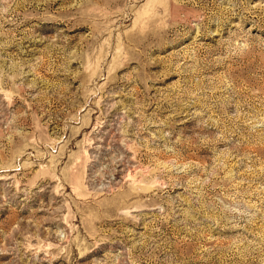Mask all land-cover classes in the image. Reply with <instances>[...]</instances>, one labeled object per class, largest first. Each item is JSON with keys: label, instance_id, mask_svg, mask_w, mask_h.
Wrapping results in <instances>:
<instances>
[{"label": "rangeland", "instance_id": "obj_1", "mask_svg": "<svg viewBox=\"0 0 264 264\" xmlns=\"http://www.w3.org/2000/svg\"><path fill=\"white\" fill-rule=\"evenodd\" d=\"M0 264H264V0H0Z\"/></svg>", "mask_w": 264, "mask_h": 264}]
</instances>
